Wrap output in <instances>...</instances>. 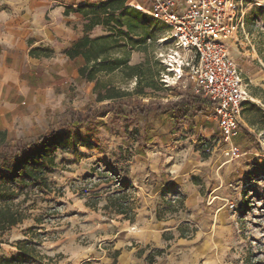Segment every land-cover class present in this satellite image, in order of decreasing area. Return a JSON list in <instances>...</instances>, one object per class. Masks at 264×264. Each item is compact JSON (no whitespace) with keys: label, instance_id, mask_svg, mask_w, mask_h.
Returning a JSON list of instances; mask_svg holds the SVG:
<instances>
[{"label":"rangeland","instance_id":"374dc122","mask_svg":"<svg viewBox=\"0 0 264 264\" xmlns=\"http://www.w3.org/2000/svg\"><path fill=\"white\" fill-rule=\"evenodd\" d=\"M13 1L0 0V10ZM244 4L246 34L230 52L253 100L243 105L239 135L225 142L206 110L170 121L169 107L194 98L190 80L176 82L170 72L165 28L129 8L121 26L111 24L125 38L101 43L113 46L109 59L127 56L141 67V77L126 78L120 67L98 79L127 94L122 105L139 101L151 113L144 120L98 113L107 102L76 78L44 130L6 137L16 145L44 137L46 147L29 160L44 180L0 172V206L22 215L0 237V264H148V255L152 264H264V0ZM73 111L83 118L97 112L90 129L66 125Z\"/></svg>","mask_w":264,"mask_h":264},{"label":"crops","instance_id":"0c3cea01","mask_svg":"<svg viewBox=\"0 0 264 264\" xmlns=\"http://www.w3.org/2000/svg\"><path fill=\"white\" fill-rule=\"evenodd\" d=\"M102 1L64 5L55 0H14L10 11L0 10V132L6 137L22 140L44 130L56 98L62 102L68 96L69 80L87 64L82 56L65 55L83 36L85 20L76 10ZM70 13L81 18L73 19ZM38 48L50 49L49 55L42 50L30 54Z\"/></svg>","mask_w":264,"mask_h":264},{"label":"built area","instance_id":"2783aa9c","mask_svg":"<svg viewBox=\"0 0 264 264\" xmlns=\"http://www.w3.org/2000/svg\"><path fill=\"white\" fill-rule=\"evenodd\" d=\"M128 8L163 26L171 44L167 56L175 81L190 80L191 94L208 102L207 117L225 142L242 127L243 105L253 97L231 55L245 35L244 0H125Z\"/></svg>","mask_w":264,"mask_h":264},{"label":"trees","instance_id":"16d2710c","mask_svg":"<svg viewBox=\"0 0 264 264\" xmlns=\"http://www.w3.org/2000/svg\"><path fill=\"white\" fill-rule=\"evenodd\" d=\"M76 11L81 13L85 20L83 25V36L65 50V55L70 59L82 56L87 63L79 67L77 82L93 83L92 90L96 96V101L99 103L107 102L99 108L98 113L112 112L116 116L125 118L146 119L152 111L149 105H144L139 101H135L137 102L135 108L122 105L118 101L127 96V94L119 91V89L115 87L102 83L98 79L100 73H112L120 69V67L124 68L123 72L126 78L134 77L138 79L141 77V67L138 65H128L127 56L109 59L108 53L113 46L109 47L101 43L105 39H113L114 43H117L120 38H125L123 35L117 36L115 28L111 26V24L116 27L121 26L120 18L125 12L129 11L125 0H103L99 4H89L78 7ZM131 11L137 17L142 16L140 12L134 9ZM96 26L105 27L108 31V35L90 38L89 33ZM121 33L124 34L122 31ZM39 50L45 52L46 55L50 53V49L38 48L32 49L30 54H35ZM134 92L141 96L144 94L141 85H138ZM193 97L194 98L181 100L173 104L172 107H169L167 111L170 112L169 118L171 122L176 123L184 119L186 120L192 116L191 114L193 111L200 113L207 109L208 102L206 100L195 96ZM96 114L97 112L90 117L83 118L73 111L70 113L69 121L66 122V125L74 127L84 126L86 129H90L91 121ZM44 140L45 138L42 137L29 144L16 145L7 141L5 133L0 132V172H3L5 177L11 179H17L22 175H26V177L31 180L36 179L38 176L35 174V171L30 168L29 160L32 156L38 155V151L34 150H41L46 147ZM38 178L44 180L41 176ZM1 197L3 196L0 191V198ZM119 207L121 208V205H119ZM119 214H124V211H119ZM21 220L22 215L18 214L10 206H0V237L6 231L20 223ZM180 236L183 238V235ZM116 254H118V252H116ZM146 262L152 264L154 262L153 257L148 255L146 257Z\"/></svg>","mask_w":264,"mask_h":264}]
</instances>
